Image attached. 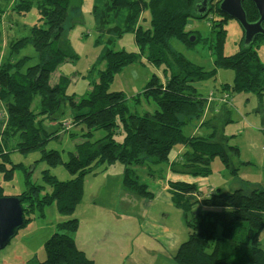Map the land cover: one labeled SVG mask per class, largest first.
<instances>
[{
  "label": "trees",
  "instance_id": "16d2710c",
  "mask_svg": "<svg viewBox=\"0 0 264 264\" xmlns=\"http://www.w3.org/2000/svg\"><path fill=\"white\" fill-rule=\"evenodd\" d=\"M74 0H0V52L5 45L9 54L0 58V104L8 113L5 126L0 132V173L5 180H12L16 168H8L10 155L15 152L27 154L39 150L51 166L65 164L75 177L61 182L50 171H45L44 185L31 181L28 188L15 196L21 200L25 225L33 218L27 216L56 204L59 213L72 219L58 224L57 232L47 240V258L38 262L36 258L28 264H96L84 251L78 248L74 233L80 221L74 215L85 193V180L90 174L97 175L108 167L120 162L124 166L121 186L124 190L147 198H154L149 179L140 175L138 169L163 166L171 172L207 177L212 173V163L219 159L234 176H238V148L228 146V140L221 133L219 125L228 119L229 104L220 103L221 110L212 121L205 122L203 128L211 129L208 138H191L184 128L194 119H201L210 98L196 88L197 83L215 76L220 68L234 71L232 86L222 87L220 98L229 94L251 93L264 97V64L258 49L264 41L259 36L253 44L246 46L244 36L241 51L226 56L223 46L230 17L220 10L222 0H209L208 14L203 17L198 5L203 0H94L93 13L97 32L108 36L87 79L96 80L92 89L83 97L68 94L70 79L56 75L66 57L58 47L65 36ZM37 8L39 20L31 28L22 29L16 17H25ZM248 21L259 19V13L251 0H243ZM151 9V26L144 28L139 19ZM210 19L212 32L216 34L212 49L213 69L206 71L195 65L183 54L176 52L171 42L177 39L187 49L200 42L196 32L188 31V19ZM6 25V30L2 26ZM131 32L138 46L137 52L115 51L114 44ZM197 34L198 36L195 37ZM195 37V42L191 38ZM62 39V40H63ZM34 47L41 61L23 71V59L12 62L11 58L25 47ZM6 57V54H5ZM164 67L165 80L154 76L146 85L144 96L153 99L157 109L143 115L132 113L127 106L124 91H110L115 75L127 66L143 62ZM140 100V95L136 96ZM39 102L33 107L34 103ZM72 125L87 130L86 141L69 152L67 162L57 150H46L52 139L59 138L61 132L71 130ZM66 111V112H65ZM45 119L57 121L54 132L43 128ZM97 131H105L106 136L92 142ZM122 134L123 138L118 139ZM180 145L187 150L172 161L171 153ZM7 161V162H6ZM102 169V170H101ZM155 171H150L153 175ZM233 191L218 189L205 194L194 183L170 180V200L183 212L189 229V238L178 248L174 259L178 264H264V249L259 242V234L264 229V188L241 180ZM0 197H6L0 187Z\"/></svg>",
  "mask_w": 264,
  "mask_h": 264
},
{
  "label": "rangeland",
  "instance_id": "374dc122",
  "mask_svg": "<svg viewBox=\"0 0 264 264\" xmlns=\"http://www.w3.org/2000/svg\"><path fill=\"white\" fill-rule=\"evenodd\" d=\"M93 1H73L64 39L62 38L58 45L61 48V55L66 59L58 67L56 75L68 76L70 79L68 94L76 93L78 97L85 96L92 89L94 82H97V76L96 80L89 81L87 75L108 40L107 35L101 36L97 32ZM39 18L37 8L34 7L27 16L16 17V22L21 29L24 26L31 28ZM151 18V9L148 8L142 14L138 24L149 28ZM209 20V18L188 19V31L196 32L200 37V42L192 49H187L177 39L171 42L176 52L183 54L206 71L213 69L212 49L216 37ZM225 29L227 34L223 52L226 56H232L241 51L240 43L244 30L234 19L228 20ZM2 30H6V25L2 26ZM197 34L193 35L197 37ZM113 48L115 51L137 52L139 50L134 34L131 32L125 33ZM7 52L4 45L0 52V58L3 57V61L9 56ZM258 53L264 64V41ZM25 58L30 59L24 62L23 71L41 61L40 55L31 46L23 48L11 58V61L15 63ZM154 76L161 78L162 81L165 80L164 67L153 66L144 58L142 63L129 65L116 74L110 91H124L127 95V106L132 113L138 115H143L145 112L153 113L157 105L153 99H147L144 96V89ZM234 79L233 70L220 68L215 76L197 83L196 88L207 97L212 92L219 94L222 87L226 85L232 86ZM137 95H140V100H137ZM38 102L39 100L33 107ZM227 109L230 112L229 117L227 120L223 118L219 127L228 140V146L238 148V156L234 158V163L237 159L239 162L238 176L232 175L219 159L212 163V173L207 177L169 172L163 166L140 168L138 169L140 175L149 179L150 190L154 192L155 197L150 199L134 195L138 204L127 202L120 197L123 189L121 186L124 172L122 163L118 162L104 172L86 177L84 198L74 213L82 217V230L80 232V223L79 233L76 235L77 231L74 236L79 246H92L88 251L89 255L95 258L96 264H178L174 256L180 245L189 238V229L183 212L172 204L167 193L171 189L170 180L194 183L205 194L212 188L233 191L240 186L241 180L264 188V97L260 99L251 93L235 94L232 104L227 106ZM70 115L71 111H67L62 117L64 119L68 117L71 130L66 133L61 132L59 138L52 139L46 146V150L54 149L60 152L64 162L68 161L69 152H74L77 145L86 141L84 134L87 130L84 125H72ZM7 116L8 113L3 108V104H0V132L5 126ZM201 120L194 119L184 128V133L194 136L193 138H208L212 132L210 133L205 127H202L195 136V129L200 125ZM57 125V121L48 119L43 121V128L48 133L54 132ZM105 136V131H97L91 141L96 142ZM117 137L121 140L123 135L119 134ZM181 148L183 149L181 152L187 150L177 145L171 157L178 156ZM14 164H21L26 169L16 168L12 180H5L0 173V187L4 196H18L26 191L29 176L34 184L44 185L43 177L47 170L61 182L75 177L65 164L51 166L44 160L43 153L39 150L27 154L12 153L7 166L11 168ZM26 170L32 173L28 176ZM150 171H155V178L149 176L153 175ZM44 209L42 216L38 210L27 214L33 220L20 229L10 244L0 251V264L2 261H6L7 264H28L34 258L38 262L46 260L47 240L57 232L59 223L68 221L72 217H65L59 213L55 203ZM258 238L264 249V229Z\"/></svg>",
  "mask_w": 264,
  "mask_h": 264
},
{
  "label": "water",
  "instance_id": "95a60500",
  "mask_svg": "<svg viewBox=\"0 0 264 264\" xmlns=\"http://www.w3.org/2000/svg\"><path fill=\"white\" fill-rule=\"evenodd\" d=\"M259 13L256 22H249L246 11L243 7V0H222L219 10L236 20L244 30V44L249 46L259 36H264V0H251ZM209 0H203L199 13L205 17L208 14L207 7ZM195 38H191L194 42ZM25 226V215L21 200L15 196L0 197V251L4 250L11 240Z\"/></svg>",
  "mask_w": 264,
  "mask_h": 264
},
{
  "label": "crops",
  "instance_id": "0c3cea01",
  "mask_svg": "<svg viewBox=\"0 0 264 264\" xmlns=\"http://www.w3.org/2000/svg\"><path fill=\"white\" fill-rule=\"evenodd\" d=\"M212 93H214L215 94V92H212ZM211 93V94H212ZM210 96L211 95H209L208 97L210 98ZM233 101V100H232ZM219 110H221V105H220V103L218 102V101H211V100H209L208 101V105H206V109H205V113H204V115H203V117L201 118L202 120H201V122H200V125L195 129V136H197L198 135V132L199 131H201L202 130V127H203V124L205 123V122H208V121H212V119H214L215 117H217L215 114H217V113H219ZM208 131L211 133V129H208ZM188 137H191V136H189V135H187ZM193 136V135H192ZM194 137V136H193ZM193 137H191V138H193ZM183 149L181 148L180 150H179V155L178 156H176V157H173L172 158V161L173 162H177L176 160H178V158H180V156H182V153L183 152H181ZM167 171H169V172H171V170L170 169H167ZM123 176V175H122ZM216 190H218V189H215V188H212L209 192H213V191H216ZM168 193V192H167ZM169 194V193H168ZM170 196V195H169ZM120 197L122 198V199H124L125 201H127V202H131V203H134V204H138L139 202L134 198V194H132V193H130V192H128V191H126V190H124V189H122V191H121V193H120ZM77 218H79V220H80V223H81V228H80V232H81V230H82V225H83V220H82V217H81V215H80V217L79 216H76ZM79 233V231L76 233V235ZM75 235V234H74ZM74 238H75V241H76V243H77V239H76V237L75 236H73ZM77 246H78V248L79 249H81L82 251H84L85 253H86V255L89 257V258H91V259H93L94 261H95V258H93V257H91L90 255H89V251H88V249H90L92 246H90V247H84V246H82V245H78V243H77ZM2 264H7L6 263V261H2Z\"/></svg>",
  "mask_w": 264,
  "mask_h": 264
},
{
  "label": "built area",
  "instance_id": "2783aa9c",
  "mask_svg": "<svg viewBox=\"0 0 264 264\" xmlns=\"http://www.w3.org/2000/svg\"><path fill=\"white\" fill-rule=\"evenodd\" d=\"M210 100H211V101H216V100H218L219 102L224 103V104H229L230 102H232V99H231V97H230L229 94H224V95H223L222 97H220V98H215V97L213 96V94H211V96H210Z\"/></svg>",
  "mask_w": 264,
  "mask_h": 264
}]
</instances>
